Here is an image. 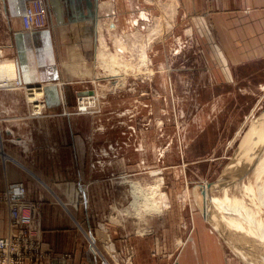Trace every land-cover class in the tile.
<instances>
[{
  "label": "rangeland",
  "instance_id": "1",
  "mask_svg": "<svg viewBox=\"0 0 264 264\" xmlns=\"http://www.w3.org/2000/svg\"><path fill=\"white\" fill-rule=\"evenodd\" d=\"M123 1L126 12L124 15L119 0L115 24L118 21L120 25H116L112 41L98 26L100 30L93 37L92 48L84 49L85 60L92 63L91 70L95 69L83 79L92 88L91 92L78 96L73 110L60 111L72 116L74 123H80L75 132L89 133L93 139L98 137L92 146L93 154L87 152L85 161L74 162L73 194L66 198V207L76 213L81 206L88 210L87 215L97 222L96 225L107 231L112 228L116 233L122 232L124 246L112 253L110 242L106 250L105 246L101 249L96 237L99 264L106 261L137 264L140 246L143 247L144 264H153L154 259L157 264L160 261L176 264L183 248L192 243L194 230L202 225L219 242L214 253L218 259L220 251L221 263L247 264L242 254L244 245H238L235 236H230L225 227L215 228L207 205H211V192H215L213 183L242 182L238 180L242 165L237 167L235 163L238 158L244 161L247 156L251 160L247 164L250 168L264 155V139H258L259 147L256 146L258 137L251 139L253 148L246 142L247 135H252V128L260 130L256 126L264 120V57L244 64L240 71L243 77L238 79V84L209 87L203 70L205 58L198 49V42L203 43L206 38L199 25L190 22L192 20L187 24L184 19L177 20L182 17L177 10L178 0ZM11 33L9 29H0V48L4 56L2 44L10 41ZM145 34L152 42L145 40ZM12 43L16 45L17 40ZM142 46L150 62L149 59L145 63L139 60L141 50L138 48ZM130 47L134 51L132 54ZM113 58L124 59L130 66L115 72L111 65ZM115 84L120 89L105 90L106 86L112 88ZM83 103L89 105V111L81 110ZM247 145L249 150L244 157ZM81 167L94 174H80L84 169ZM235 173L238 174L233 175ZM158 177H162V192H167L165 200L157 194L158 200L156 198L152 205L145 207L142 205L145 196L156 187ZM136 187L139 193L144 191L146 195L136 196L133 192ZM0 203L5 204L1 200ZM36 217L39 220L38 212ZM91 235L88 231L92 247ZM42 245L44 256L32 262L49 264L55 257L44 243ZM201 252L202 257L209 255L207 250ZM217 259L213 256L210 261L218 264Z\"/></svg>",
  "mask_w": 264,
  "mask_h": 264
},
{
  "label": "crops",
  "instance_id": "2",
  "mask_svg": "<svg viewBox=\"0 0 264 264\" xmlns=\"http://www.w3.org/2000/svg\"><path fill=\"white\" fill-rule=\"evenodd\" d=\"M28 1L0 0V29L12 31L10 41L2 44L5 56L0 62H14L17 77L26 85L0 87V191L11 183H25L29 198L39 204L44 247L55 257L49 264H99L88 231L97 237L101 249L106 250L110 242L111 253L124 246V239L121 231L96 225L81 206L76 213L67 209L74 162L85 161L87 152L93 154L98 137L75 132L80 123L60 111L73 110L78 96L91 92L83 79L95 69L85 60L84 49L92 48L99 27L112 41L120 25L115 24L119 0H44L48 21L34 31L22 25ZM120 2L125 15V2ZM177 10L182 15L177 20L184 19L186 24L192 20L206 38L201 45L198 42V49L205 58L209 87L238 84L244 64L264 57V0H178ZM4 77L0 73V80ZM106 87L107 91L117 89L116 84ZM38 105L43 110L40 114L35 112ZM87 173L94 174L85 168L80 174ZM8 223V208L0 203V237L6 235ZM191 237L192 243L183 248L176 264H212L219 243L213 233L202 225ZM203 250L209 255L202 257ZM141 251L140 246L137 264L145 261ZM218 257V264H223L220 251Z\"/></svg>",
  "mask_w": 264,
  "mask_h": 264
},
{
  "label": "bare ground",
  "instance_id": "3",
  "mask_svg": "<svg viewBox=\"0 0 264 264\" xmlns=\"http://www.w3.org/2000/svg\"><path fill=\"white\" fill-rule=\"evenodd\" d=\"M175 1V0H173ZM172 1V2H173ZM177 2V1H176ZM176 5V4H175ZM174 6V5H173ZM171 7V6H170ZM174 11V10H173ZM177 11V10H175ZM156 22V21H155ZM166 22V21H165ZM168 22V21H167ZM138 24V22H137ZM152 24V23H151ZM160 24V22H159ZM158 24V25H159ZM174 24V23H173ZM157 25V24H156ZM139 26V25H138ZM142 26V25H141ZM145 26V25H144ZM154 27V25H152ZM151 26V28H152ZM170 26V24H169ZM172 26V25H171ZM143 27V26H142ZM141 27V28H142ZM148 27V26H147ZM163 27V25H162ZM166 27V26H165ZM140 28V27H139ZM149 27V30L151 29ZM173 28V27H172ZM171 28V29H172ZM143 29V28H142ZM167 29V28H166ZM141 30V29H140ZM153 30V29H152ZM163 30V29H162ZM139 32V31H138ZM142 32V31H141ZM140 32V33H141ZM145 32V31H144ZM151 32V31H150ZM149 32V33H150ZM154 32V31H153ZM161 32V31H160ZM168 32V31H167ZM148 33V32H147ZM163 33V31H162ZM166 34V33H165ZM135 35V33H134ZM143 35V34H142ZM159 35V34H158ZM157 35V36H158ZM161 35V34H160ZM159 35V36H160ZM139 36V35H138ZM137 36V37H138ZM146 36V34L144 35V37ZM148 36V35H147ZM140 36L138 37L140 39ZM143 37V36H142ZM143 37V38H144ZM156 37V36H154ZM151 38V37H149ZM148 37H145V40L148 39L150 40L149 42H152L151 39H149ZM158 38V37H157ZM142 39V38H141ZM138 40V39H136ZM143 40V39H142ZM144 41V40H143ZM142 42V41H141ZM146 41H144L145 43ZM155 42V41H154ZM139 45V41L137 42ZM143 43V42H142ZM149 45V44H148ZM146 46V45H145ZM138 47V46H137ZM149 48V46H146ZM133 48V47H132ZM136 48V46H135ZM134 48V50H135ZM151 48V47H150ZM149 48V49H150ZM129 50H132L131 47L129 48ZM138 50H141L140 53V61H142V63H145L146 60H148L149 56H146V52L145 47L142 46L141 49L138 48ZM136 50V51H138ZM147 50V48H146ZM128 51V50H127ZM177 51V50H176ZM134 51L132 50V52H130L131 54ZM127 56V55H126ZM136 58V57H134ZM127 59V58H126ZM137 59V58H136ZM152 60V59H151ZM129 61V60H128ZM133 62V61H130ZM150 62V59H149ZM153 62V61H152ZM139 64V63H138ZM111 65L113 67V70L120 69V68H124L127 69V67H129V64L125 63L124 59L121 60H117V59H112L111 60ZM140 65V64H139ZM146 65V64H145ZM133 67H135V65H133ZM137 67V65H136ZM151 67V66H150ZM138 68V67H137ZM144 69V68H143ZM151 69V68H150ZM130 70V69H129ZM139 70V69H138ZM145 70V69H144ZM142 70V71H144ZM128 72V70H126ZM149 71V70H148ZM126 72V74H128ZM151 72V71H150ZM0 73L4 74V79L3 80H9L11 79L13 81V83L15 84V78L17 77L16 75V64L14 62L11 61H7V62H0ZM130 73V72H129ZM125 74V75H126ZM141 74V73H140ZM143 74V73H142ZM150 74V73H149ZM124 75V76H125ZM148 75V74H147ZM153 75V73H152ZM145 76V75H144ZM128 77V76H127ZM18 78V77H17ZM123 78V77H122ZM140 78V77H139ZM141 78H145L142 77ZM150 78V77H149ZM128 80V79H127ZM147 80V79H146ZM124 81V80H123ZM122 81V82H123ZM139 81V80H138ZM150 81V80H149ZM127 82V81H126ZM125 83V82H124ZM123 83V84H124ZM122 84V83H121ZM127 86V85H126ZM110 87V86H109ZM120 86L117 85V89ZM125 87V86H124ZM123 88V86L121 87ZM144 88V87H143ZM108 88H105V90H107ZM120 89V88H119ZM134 89V88H133ZM138 89V88H137ZM132 90V88H131ZM145 93V92H144ZM148 93V92H147ZM38 94V93H36ZM35 94V95H36ZM41 94V93H39ZM97 95H99V93H97ZM106 95V94H104ZM158 95V94H157ZM41 96V95H40ZM95 101V100H94ZM261 103V102H260ZM257 106V105H256ZM259 106V105H258ZM41 106H38V108H36V113H41L42 109ZM90 108H87L85 105H83V107L81 108L82 111H89ZM250 117V116H249ZM264 117H262L263 120ZM250 119V118H249ZM261 119V118H260ZM260 121V120H259ZM247 122V121H246ZM264 120L261 122V124H258L256 126V128L260 127V130L258 129H254L252 128V135L250 133V137L249 134L246 137V142H248L249 146H251V139L253 138V136L258 137L257 138V142H256V146H258L257 144H260L259 142V138L264 139ZM244 127V126H243ZM241 132V131H240ZM261 133H263L261 135ZM239 134V133H238ZM257 135V136H256ZM262 137H261V136ZM250 138V140H249ZM256 139V138H255ZM233 140V139H232ZM256 141V140H255ZM231 143V142H230ZM249 146L247 145L245 148V153H244V157L246 155V153H248L249 150ZM252 147V146H251ZM259 147V146H258ZM253 148V147H252ZM253 151V150H252ZM251 158L254 157L250 156ZM246 160L244 161H240V158H238V160L235 162L237 167L242 165V170L238 173H235L233 175H241L238 176V180L242 181V182H235L232 184H219L218 182L213 183L211 186L215 187L214 191L215 192H211V196H210V203L211 205H207L209 206V209L207 211L211 212L210 214V218L211 221H215L214 225L215 228L218 229L219 227H225L228 231V233H230V236H235L234 241L238 242V245H244V247H242V254L245 258V260L247 261V264H264V155L259 158V160H255L257 162H254L253 160V167L245 174V172L247 171V168L249 167V165L247 166V164L251 161L250 159H247V156L245 157ZM247 166V167H246ZM245 168V169H244ZM242 172V173H241ZM241 173V174H240ZM245 174V176L243 175ZM249 174L251 176H249ZM232 178V175L229 176ZM160 179V177H158ZM158 181V180H157ZM156 182V181H155ZM161 184H162V177L161 179L158 181L157 185H156V189L154 188L153 190H151L150 193H147V195L144 193V191L142 193H139L137 187L136 189L134 188L133 192L136 194V196H138L139 198H141L140 195H146L145 196V203L143 204L140 201V204L142 203V205H144L145 207L152 205L154 202V200H156V198L159 196H157V194H160V196L162 198H164L165 200V193L167 192H162L161 190ZM153 186V184H152ZM141 187V186H139ZM151 186H149L148 188H150ZM164 187V186H163ZM162 187V189H163ZM166 187V186H165ZM145 189V188H144ZM85 190V189H84ZM143 190V189H141ZM140 190V191H141ZM147 190V189H146ZM83 191V190H82ZM87 192V191H86ZM79 195V194H78ZM157 198V200H158ZM140 200V199H139ZM138 200V201H139ZM143 200V197H142ZM163 200V199H162ZM161 200V201H162ZM160 201V199H159ZM163 202V201H162ZM162 202L160 204H162ZM166 203V202H165ZM164 204V203H163ZM141 205V206H142ZM155 206V205H153ZM158 206V205H157ZM212 206V207H211ZM138 208V207H137ZM140 208V207H139ZM129 209V208H128ZM131 211V209H129ZM153 210V209H152ZM133 211V210H132ZM131 211V212H132ZM143 210L141 209V212ZM154 211V210H153ZM152 212V211H151ZM150 212V213H151ZM145 213V212H144ZM143 213V214H144ZM154 213V212H153ZM152 213V214H153ZM146 214V213H145ZM156 214V213H155ZM158 214V213H157ZM123 215V214H122ZM91 240H92V249L98 253L100 252V249L97 246V239L95 235H91L90 236ZM237 246V245H236ZM248 249V250H247ZM249 253V254H248ZM253 253V254H252ZM254 255V256H253ZM249 257V258H248Z\"/></svg>",
  "mask_w": 264,
  "mask_h": 264
},
{
  "label": "built area",
  "instance_id": "4",
  "mask_svg": "<svg viewBox=\"0 0 264 264\" xmlns=\"http://www.w3.org/2000/svg\"><path fill=\"white\" fill-rule=\"evenodd\" d=\"M21 20L23 28L27 31L44 27L48 21L45 1L29 0L22 12ZM3 56V49L0 48V60ZM0 81L2 87H12V85L24 87L17 77L15 84L8 80ZM34 90L31 89V93ZM83 104L89 108L88 104ZM0 200L7 205L9 211L8 231L6 235L0 237V264H26L28 261L38 259L39 256L43 257L42 230L36 217L38 204L29 198L24 183L8 184L5 191L0 194ZM102 264L110 263L106 261Z\"/></svg>",
  "mask_w": 264,
  "mask_h": 264
},
{
  "label": "water",
  "instance_id": "5",
  "mask_svg": "<svg viewBox=\"0 0 264 264\" xmlns=\"http://www.w3.org/2000/svg\"><path fill=\"white\" fill-rule=\"evenodd\" d=\"M253 167V165L247 169V171L245 172V174ZM245 174H243L245 176Z\"/></svg>",
  "mask_w": 264,
  "mask_h": 264
}]
</instances>
